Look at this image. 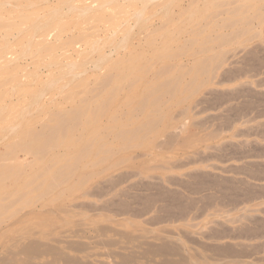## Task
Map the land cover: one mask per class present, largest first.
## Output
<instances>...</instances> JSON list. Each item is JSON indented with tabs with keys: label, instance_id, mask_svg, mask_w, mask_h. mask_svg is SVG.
I'll list each match as a JSON object with an SVG mask.
<instances>
[{
	"label": "rangeland",
	"instance_id": "1",
	"mask_svg": "<svg viewBox=\"0 0 264 264\" xmlns=\"http://www.w3.org/2000/svg\"><path fill=\"white\" fill-rule=\"evenodd\" d=\"M60 1L0 0V55L7 56H0V107L7 103V108L3 106L0 110V161L5 160L3 164L0 162V173L8 168L13 172L2 181L4 192L21 190V198L17 195L19 199L0 216V264H14L2 258L9 257V251L14 254L18 251L16 241L19 245L27 240L42 242V247L51 244L69 256H77L79 261L88 260L87 264H114L115 261L118 264L122 257L129 264H156L165 257L175 259L174 262L184 259L189 264H264V0H255L261 6L259 17L239 36L232 33L235 28L224 26L223 22L231 17L234 7L243 4L242 0H218L216 6L209 8L208 19L194 21L195 28L205 26V37L218 44L207 54L194 49L177 51L191 37V28L178 32L185 26L184 16L179 20L178 12L188 8L189 0H178L180 7H172L170 15H164L160 9L163 0L150 2L143 11L144 21L134 16L143 7L141 3L114 10L98 8V2L92 3L93 0H72L68 4ZM196 3L203 7L202 0ZM73 4L76 10L71 11ZM88 5L94 6L90 8L93 11L81 12ZM53 9H61L63 15L54 17ZM149 14L152 16L146 19ZM38 21L45 23V28L35 29L33 33ZM128 29L130 35L126 40L123 35ZM43 32L49 36L44 39L43 35L37 36ZM81 35L97 42L96 47L101 49H90L82 41L75 49H67L66 44ZM220 35L231 37L229 40L225 37L222 44L224 37L221 39ZM167 36L176 38L169 44L175 54L154 59L153 50ZM100 53L108 54L98 70L93 61ZM20 55L24 57L21 61ZM210 55L218 57V64L211 65L208 73L200 74L190 68L195 59ZM129 58H137L142 64L148 62L149 68L134 75L133 81L121 83L117 92L111 93L113 77L118 72L113 69L114 62ZM69 63L76 65L72 73H69ZM163 68H169L171 77L178 74L182 79L181 97L164 94L161 109L165 115L155 130L121 144L113 133L106 131L113 124L111 114H116L118 123L132 115L127 122L132 127L142 121L144 112L135 110L134 105L147 94V87L158 80V71ZM52 72L53 76L58 73L54 79ZM108 76L112 77L108 85L106 82L100 86L98 83ZM55 79L58 80L55 82ZM37 92L40 95L36 100L33 94ZM99 97L110 98L99 120L77 128L63 144L51 143L44 157L37 158L23 151L5 155L11 144L23 140V133L40 131L41 127L53 123L55 114L82 106L86 98L92 103ZM25 106L28 108L23 109ZM21 108L25 110L21 112L22 117ZM15 123L18 126L13 131L9 126ZM95 128L111 144V157L92 154L79 163L68 181L40 197L35 189L40 180L34 176L43 166L51 164L54 156L74 154L79 147L76 138L85 139ZM82 175L87 177L79 179ZM108 241L110 244H105ZM141 241L151 242V246ZM163 241L174 248L171 249L174 255L155 253ZM153 242L157 244L153 246ZM17 257L16 264L27 263L23 254ZM52 259V255L44 253L30 262L44 264ZM57 264L63 263L57 261Z\"/></svg>",
	"mask_w": 264,
	"mask_h": 264
},
{
	"label": "bare ground",
	"instance_id": "2",
	"mask_svg": "<svg viewBox=\"0 0 264 264\" xmlns=\"http://www.w3.org/2000/svg\"><path fill=\"white\" fill-rule=\"evenodd\" d=\"M62 1V0H61ZM60 1V2H61ZM79 1V0H78ZM82 1V0H80ZM97 1L98 4V8H107V7H111L112 9L115 10V8H124L125 6H128V5H136L138 3H141L142 4V8L137 10L136 13H135V17L137 20L143 18V20L141 19V21H144L145 19V16L142 17L143 15V11L144 9L149 5L150 2H156L158 3L160 0H93V2ZM180 1V0H179ZM178 0H163L159 5H160V9L161 11L163 12L164 15H170V13H173V9L172 7L174 6H179L180 7V3H179ZM189 4H188V8H186L185 10L184 9H180V12H178V19L183 17L184 18L182 19V22L183 24H185V26L183 28H180V31H183L185 28H191V31H190V34H191V37L187 40V42L185 44H183L182 46L180 45V47L177 49L178 52H181V51H188V50H196L198 53H205L207 54L209 51H211L214 46H217L218 44H213L211 43V40L209 41L206 37H205V29L204 27H198V28H195L194 26V21L196 20H201V19H208L210 17V13L211 11L209 10V8L212 6H216L217 5V2L218 0H202V3H203V7L200 8V3H196L198 2L199 0H189ZM234 1V0H233ZM243 1V4L240 6V7H234L235 9L228 13H231L232 12V15L229 19H227L226 22H223V25L224 26H227V27H232V28H235L232 31V33L234 32V35H240V34H244L245 32H247L249 29V26H251L252 24V21L254 18H258L259 17V12L261 10V6L259 5L258 1H255V0H242ZM3 2V1H2ZM1 2V3H2ZM5 2V0H4ZM59 2V1H58ZM69 2L73 3L72 0H64V4H68ZM77 2V1H75ZM87 2V1H86ZM127 2V3H126ZM132 2H135V3H132ZM201 2V0H200ZM32 3V1H31ZM47 3V2H46ZM61 2V4H63ZM225 3V2H224ZM234 3V2H233ZM8 4V2H7ZM33 4V3H32ZM81 4V2H80ZM79 4V6H80ZM140 4V5H141ZM194 4V5H193ZM210 6H209V5ZM5 5V4H4ZM30 5V4H28ZM76 5V4H75ZM73 4V6L71 5L70 7L72 8L71 11L73 10H76V6ZM83 5V4H82ZM27 6V5H26ZM79 6H77L79 8ZM96 6V8H97ZM63 7V6H62ZM69 7V8H70ZM94 8V6L92 5H88L86 6L84 9H82L81 12H87L90 10V8ZM263 7V6H262ZM22 8V7H20ZM26 8V7H25ZM61 8V7H59ZM70 8V9H71ZM80 9V8H79ZM109 9V8H108ZM160 9H158L160 11ZM264 9V8H262ZM54 10V9H53ZM61 9H55L54 10V17H57L59 16L60 14L59 13H62V11L60 12ZM67 10H69L67 8ZM125 10V9H124ZM157 10V9H156ZM155 10V11H156ZM209 10V11H208ZM223 10V9H222ZM225 10V9H224ZM223 10V11H224ZM78 11V12H80ZM90 11H93V10H90ZM105 11V10H104ZM103 11V13H105ZM109 10H107L108 12ZM112 11V10H111ZM67 12V11H65ZM134 12V11H133ZM258 12V13H257ZM159 13V12H158ZM217 13H219L217 11ZM220 13H223L221 12L220 10ZM252 13V14H251ZM47 14V13H46ZM68 14V13H67ZM82 14V13H81ZM84 14V13H83ZM82 14V15H83ZM95 14V13H94ZM132 14V13H131ZM156 13H152V15L154 16ZM12 15V14H10ZM23 15V14H22ZM63 15V13L61 14ZM79 15V14H77ZM76 15V16H77ZM81 15V16H82ZM85 15V14H84ZM87 15V14H86ZM151 14H149V16L146 17V19L149 17L152 16ZM218 15V14H217ZM8 16V15H7ZM21 16V15H20ZM43 16V14L41 15ZM40 16V17H41ZM64 16H67L66 14ZM75 16V18H76ZM101 16H103L102 13H100V15L98 17L101 18ZM131 16V15H130ZM216 16V15H215ZM214 16V17H215ZM52 17V16H51ZM61 17V16H60ZM59 17V18H60ZM113 17V15H112ZM134 17V18H135ZM212 17V16H211ZM5 18V17H4ZM37 18V17H36ZM39 18V17H38ZM78 19H80L79 17H77ZM89 18V17H88ZM92 19V18H91ZM221 19V18H220ZM46 19H44L45 21ZM50 20V18H49ZM48 20V21H49ZM54 20V18H53ZM52 20V21H53ZM127 20V19H126ZM125 20V21H126ZM136 20V22H137ZM180 20V19H179ZM34 22V20H32ZM36 21V20H35ZM60 21V20H58ZM94 21V20H93ZM146 21V20H145ZM171 21V20H170ZM173 21V20H172ZM43 22V21H42ZM47 22V21H45ZM91 22V20H90ZM124 22V21H123ZM218 22V21H217ZM31 23V22H30ZM84 23V22H83ZM92 23V22H91ZM122 23V21H121ZM139 23V22H138ZM144 23V22H143ZM142 23V24H143ZM165 23V22H164ZM163 23V24H164ZM179 23H181L179 21ZM211 23V21L209 23H207V27L208 25ZM82 24V23H81ZM94 24V23H92ZM91 24V25H92ZM109 24V23H108ZM132 24V23H131ZM141 24V27L143 28V25ZM148 24V23H147ZM152 24V23H151ZM217 24V23H216ZM229 24V25H228ZM31 25V24H30ZM41 25V26H40ZM45 23H41V22H37L36 25L34 24V31L33 33L35 32V29L36 31L40 30L42 27H44ZM145 25V24H144ZM181 25V24H179ZM26 26V25H25ZM28 26V24H27ZM26 26V27H27ZM40 26V27H39ZM125 26V24H124ZM132 26V25H130ZM129 26V28H130ZM163 26V25H162ZM221 26V25H220ZM243 26V28H242ZM24 27V26H23ZM22 27V28H23ZM29 27V26H28ZM28 27L26 29H28ZM83 27V26H82ZM95 27V26H94ZM117 27V26H116ZM210 27V26H209ZM2 28V27H1ZM29 28H32V27H29ZM45 28V27H44ZM18 29V28H17ZM25 29V30H26ZM43 29V28H42ZM88 29V28H87ZM114 29V28H113ZM116 29V28H115ZM131 29V28H130ZM141 29V28H140ZM31 30V29H30ZM125 30V29H124ZM1 31V30H0ZM17 31V30H16ZM88 31V30H87ZM137 31V30H136ZM140 31V30H139ZM15 32V31H14ZM31 32V31H30ZM212 32V31H211ZM230 32V31H229ZM6 33V32H5ZM150 33V32H149ZM228 33V32H227ZM1 34V33H0ZM7 34V33H6ZM12 34V33H11ZM10 35V34H8ZM13 35V34H12ZM18 35V31H17V34ZM42 36V38L44 39V36H49V34H45L43 32V34H38L37 36ZM130 35V31L129 29L126 31V33L123 35L125 36L124 39H128ZM227 35V34H226ZM4 36V35H2ZM28 36V35H27ZM122 36V37H123ZM219 36V35H218ZM217 36V39L219 40L220 37ZM222 36L221 39H224L222 41H220V43L222 42V44H224V40L227 38H230L231 35H229V37L227 36H223V35H220ZM7 37V36H6ZM33 37V36H32ZM174 36H167L164 38V41L163 43L161 44V46L159 48H155L153 50V53H152V56L154 59L156 60H160V59H166L170 56H172L174 53H172V49H170V43L171 41H174L176 38ZM226 37V38H225ZM235 37V36H234ZM1 38V36H0ZM14 38V37H13ZM87 37L85 35H81L80 37L77 36V39H74V41L72 40V42H66L67 44V49H70V48H73L75 49L76 48V45L78 43H80L81 41L84 42L85 44L89 45L88 47H90V49H94V50H100L99 47L97 48L96 47V44L97 42L95 41H92L90 42L91 40L89 39H86ZM120 38V37H119ZM8 39V38H6ZM5 39V41H6ZM10 39V37H9ZM97 39V38H96ZM95 39V40H96ZM3 40V39H2ZM11 40V39H10ZM27 40L26 39V42L27 43ZM59 40V39H58ZM57 40V41H58ZM186 40V39H185ZM229 40V39H228ZM226 41V42H229V41ZM71 41V40H70ZM224 41V42H223ZM218 41H216L217 43ZM24 43V44H25ZM126 43V42H125ZM219 43V42H218ZM5 44V43H4ZM23 44V45H24ZM29 44V42H28ZM110 44V43H109ZM130 44V43H129ZM104 45V42L103 44H101V46ZM121 45V44H120ZM221 45V44H220ZM27 46V45H26ZM43 46V45H42ZM45 46V44H44ZM98 46V45H97ZM130 46V45H129ZM6 47V46H5ZM11 46L9 45V48ZM40 47V46H39ZM110 47V46H109ZM0 48H1V45H0ZM12 48V47H11ZM23 48V47H22ZM28 48V47H27ZM26 48V49H27ZM38 48V47H37ZM36 48V49H37ZM97 48V49H96ZM2 49V48H1ZM7 49V48H6ZM34 49V48H33ZM46 49V48H44ZM49 49V48H48ZM123 49V48H121ZM23 50V49H22ZM29 50V48H28ZM38 50V49H37ZM89 50V49H88ZM113 50V49H112ZM1 51V50H0ZM9 51V50H8ZM85 51V50H84ZM4 52V51H3ZM24 52V51H22ZM105 52V51H104ZM112 52V51H111ZM8 53V52H7ZM19 53L18 52V56H19ZM81 53V52H80ZM177 53V52H176ZM6 54V53H5ZM22 54V53H21ZM28 53H26L27 55ZM34 54V53H33ZM108 53H100L99 55H97L98 57H96V59H94L93 61V65L98 69L100 66V63L105 60L107 58V55ZM180 54V53H179ZM3 55V54H1ZM0 55V56H1ZM23 55V54H22ZM4 56V55H3ZM15 56V55H14ZM21 56V55H20ZM24 56V55H23ZM4 57H7V56H4ZM3 57V58H4ZM9 57V56H8ZM17 57V56H16ZM15 57V59H16ZM22 57V56H21ZM26 57V56H25ZM12 58V56H11ZM20 58V57H19ZM19 58H18V61H19ZM24 57H22L20 59V61L23 59ZM43 58V57H42ZM45 58V57H44ZM84 60V59H82ZM12 61V60H11ZM16 61V60H15ZM53 61V60H52ZM55 61V60H54ZM57 61V60H56ZM76 61V60H75ZM51 62V60H50ZM63 62V61H62ZM6 63V62H5ZM42 63V61H41ZM47 63H49V61H47ZM75 63V62H74ZM80 63V62H79ZM217 63L218 64V57L215 55H210V56H207V57H201V58H197L194 60L193 64H192V67L190 68H193L195 69L196 71L200 72V74H203V73H208L211 65ZM9 64H10V60H9ZM51 64V63H50ZM62 64V63H60ZM70 64V63H69ZM1 65V64H0ZM6 65V64H5ZM35 67H36V64H34ZM48 65V64H46ZM58 65V64H57ZM92 65V64H91ZM171 65V64H170ZM29 66V65H28ZM31 66V65H30ZM42 66H45V65H42ZM69 66V65H68ZM76 65L71 63L70 64V67H69V73H72L71 71H73L74 67ZM215 66V65H213ZM54 67V65L52 66ZM64 67V66H63ZM62 67V68H63ZM65 67H67V65L65 64ZM168 67V66H166ZM25 68V67H24ZM39 68V67H37ZM49 68V67H47ZM59 68V67H58ZM71 68V69H70ZM77 68V67H76ZM84 68V67H83ZM149 68V64L148 62L147 63H140L139 62V59L137 58H129L127 61H115L114 64H113V69H118V72L114 75L113 77V87H112V91H110L111 93H116L117 90H118V86H120L121 83H124V82H130V81H133V76L134 75H139V74H142L144 73L147 69ZM213 68V67H212ZM68 70V68H67ZM84 70V69H83ZM100 70V68L98 69ZM212 70V69H211ZM40 71V70H39ZM55 71V70H54ZM58 71V69L56 70ZM64 71V70H63ZM81 71V70H80ZM169 71V68H163L161 70L158 71V74H157V78L158 80L152 82L148 87H147V94L144 95L143 97L139 98L135 105H134V109L135 110H139L142 112H144V118L142 121H140L137 125L135 126H131L130 124H128L127 122L130 120V117L132 116H129L127 118V121L125 122H121V123H118L116 120L118 119L116 114H111L110 116V121L113 122L112 126L106 128V131L110 132V133H113L114 134V139H118L120 140L121 144H127L128 142H132L134 141L135 139L137 138H141V135H144L145 133L147 134V132H150V131H154L155 130V127L157 126L158 122L163 118V116L165 115V112L161 109V99H162V96L164 94H169V96H173V97H181L179 95H181V90L179 88V85L181 83V80L180 79V76L178 74H172V76L174 77H171L170 74L168 73ZM67 72V71H65ZM77 72V71H75ZM73 72V73H75ZM84 72V71H82ZM98 72V71H97ZM156 72V71H155ZM186 72V71H185ZM184 72V73H185ZM53 73L52 72V76H53ZM60 73V72H59ZM63 73V72H62ZM67 73V74H69ZM15 74V72H14ZM27 74V73H26ZM32 73H30L31 75ZM38 74V73H37ZM40 74V73H39ZM47 74V73H46ZM58 75V73H55ZM99 74V73H97ZM28 75V74H27ZM34 77H36V74H32ZM51 75V74H50ZM57 75L54 77L53 76V79L57 77ZM63 75V74H62ZM72 75V74H71ZM77 74L75 73L74 76H76ZM165 75H168L167 78H170V79H167V78H164ZM8 76V75H6ZM11 76H13L11 74ZM38 76V75H37ZM182 77H184L183 75H181ZM23 77V76H22ZM26 77V76H25ZM181 77V78H182ZM49 78V77H48ZM136 78V77H134ZM138 78V77H137ZM24 79V78H23ZM64 79V78H63ZM91 79V78H90ZM112 79V77H109L108 78H103V82L102 83H98L100 84V86H104V84L108 81H110ZM58 79H55V82L57 81ZM88 80V79H87ZM34 81V80H33ZM42 81H45V80H42ZM63 81V80H62ZM70 81V79L68 80V82ZM100 81V79H99ZM47 82V81H46ZM52 84L54 83V81H50ZM108 82H107V85H108ZM137 82V81H136ZM20 83V82H19ZM18 83V84H19ZM31 83V82H30ZM43 83V82H41ZM90 83V82H89ZM88 83V84H89ZM16 84V83H14ZM16 84V85H18ZM51 84V87L53 86ZM67 84V82H66ZM143 84V82H142ZM186 84V83H185ZM188 84V83H187ZM186 84V85H187ZM191 85V84H190ZM19 86V85H18ZM60 86V85H58ZM127 86V85H126ZM188 86V85H187ZM16 87V86H15ZM66 87V86H65ZM107 87V86H106ZM145 87V86H144ZM186 87V86H185ZM12 88V87H11ZM11 88L9 91H11ZM17 88V87H16ZM41 88V87H40ZM46 88V86H45ZM59 88V87H58ZM62 88V87H61ZM64 88V87H63ZM95 88V86H94ZM99 88V87H98ZM145 89V88H144ZM184 89V87H183ZM46 90V89H45ZM12 91H13V88H12ZM183 91V90H182ZM20 92V90H19ZM33 92V91H32ZM90 92V91H89ZM18 93V92H17ZM21 93V92H20ZM100 93V91L98 92V94ZM124 93V92H123ZM23 94V93H22ZM21 94V95H22ZM30 95V93H28ZM43 94V92H42ZM120 94V93H119ZM18 95V94H17ZM35 95V98L38 95V92L37 94H33ZM44 95V94H43ZM96 95V94H95ZM109 95V94H108ZM5 96V95H4ZM110 96V95H109ZM166 96V95H165ZM164 96V97H165ZM11 97V96H10ZM16 97V96H15ZM34 97V96H33ZM56 97V96H55ZM71 97V96H70ZM94 97V96H93ZM111 97V96H110ZM14 98V97H13ZM19 98V97H18ZM36 98V100H37ZM9 99V98H8ZM12 99V98H11ZM15 99V98H14ZM54 99V98H53ZM88 99L89 98H86L84 99L82 102L84 103L82 106H77L76 108H73V109H70V110H66V111H63V112H60L58 114H55L54 115V118H53V123L52 124H49V125H46L44 127H41L40 131H29V132H25L22 134L23 136V140L18 142V143H14V144H11L8 148V151L5 153V155H11L13 153H15L16 151H23L24 153L26 154H32L33 156L37 157V158H40V157H44L48 152H49V149H50V145H52L51 143H57V144H63L65 142V138L66 137H71L73 135V131L76 130L77 128H80L82 126H86L87 124H90V123H93V122H97L99 120V117L102 116L101 114L107 109V107L109 106L110 104V98H106L104 99L103 97H99L98 99H96L95 101H93L92 103H89L88 102ZM13 100V99H12ZM16 100V99H15ZM14 100V101H15ZM35 100V102H36ZM64 100V99H63ZM7 101V100H6ZM34 100H32L33 102ZM128 102H130V100H128ZM165 102V101H163ZM14 103V102H13ZM3 104H6L7 103H3ZM164 104V103H163ZM2 105V104H0ZM6 105L3 107L4 109L7 108ZM29 106V105H27ZM115 106V105H114ZM0 107V110L1 108ZM10 107V106H8ZM167 107V106H165ZM25 108H28V107H24L23 109ZM22 109V108H21ZM20 109V110H21ZM21 110L20 111V115L22 117V114L21 112L25 111V110ZM133 109V110H134ZM27 110V109H26ZM124 112V111H123ZM17 113H15L16 115ZM124 114V113H123ZM135 114V113H134ZM133 114V115H134ZM140 114V113H139ZM18 115V114H17ZM19 116V115H18ZM16 116V117H18ZM24 116V114H23ZM20 117V116H19ZM15 118V117H14ZM25 118V116H24ZM30 118V117H29ZM121 118V116H120ZM6 119V117L4 118ZM3 119V120H4ZM2 121V120H1ZM5 121V120H4ZM14 120H11L10 122H12ZM19 121V120H18ZM25 121V120H24ZM23 121V122H24ZM2 123V122H1ZM18 123V122H17ZM26 123V122H25ZM8 124H11V123H8ZM7 124V125H8ZM20 124V122L18 123ZM28 124V123H27ZM6 125V126H7ZM24 125V124H23ZM18 125L15 123L12 124L11 126H9V128L11 130H15V128L17 127ZM3 128V127H1ZM22 129V128H21ZM2 130V129H0ZM6 131V130H5ZM87 131V130H86ZM101 131V130H100ZM104 131V130H103ZM82 133V131H81ZM5 134V132H4ZM8 135V133H7ZM14 135V134H13ZM82 135V134H81ZM6 136V134H5ZM79 136V135H78ZM145 136V135H144ZM27 137V138H26ZM26 138V139H25ZM9 139H12L11 137ZM76 141H78L79 143V147H78V150L74 153V154H68V153H65L64 155H58V156H54L51 160H52V163L51 164H46L45 166H43L40 171L34 176V179H39L40 182H38L35 186H36V190L38 191V194L40 195V197L43 195V194H46L50 189H54L60 185H62L63 183H65L66 181H68L69 177L71 175L74 174V172L76 171L79 163H82L83 160L85 159H89L92 154L98 156V155H103L102 158H106L107 156L111 157V144L108 145V143L104 140V138L101 136V132H99V130L97 131L96 128L94 130H92L90 132V134L88 135V137H86L85 139H78L76 138ZM61 142V143H60ZM55 143V144H56ZM56 146V145H55ZM62 149V148H61ZM51 154V153H50ZM49 154V155H50ZM48 155V156H49ZM1 157V155H0ZM23 157V156H22ZM30 158V157H29ZM6 159V157H5ZM98 159V158H97ZM4 160V159H3ZM3 160L0 161L2 162L3 164ZM5 161V160H4ZM100 161V160H99ZM10 163V162H9ZM8 163V164H9ZM42 163V162H41ZM26 164V163H25ZM86 165V164H85ZM26 166V165H24ZM33 171V170H32ZM15 172V171H14ZM11 174H13L12 172V169L8 168V171H4V172H1L0 173V216L5 213L7 211V209L11 206V204L14 202V200L17 201L16 198L19 199V194H20V191L18 188L14 189L13 191H9V192H4L5 189L3 190V180L6 179L7 177H9ZM21 174V173H20ZM27 174V173H26ZM87 175V174H86ZM80 176L79 179H83L87 176ZM34 179H32L34 181ZM71 179V178H70ZM73 179V178H72ZM31 181V183L33 182ZM81 181V180H80ZM30 182V180H29ZM27 183V184H30V183ZM12 183V182H11ZM9 183V184H11ZM83 183V181H82ZM33 186V187H35ZM71 186V185H70ZM15 187V185H14ZM32 189V188H31ZM30 189V190H31ZM73 191V190H72ZM7 193V194H6ZM17 195L19 197H17ZM21 195V194H20ZM24 195V194H22ZM8 196V198H7ZM39 197V198H40ZM21 198V197H20ZM37 200V199H36ZM26 201V200H24ZM27 202V201H26ZM13 205V204H12ZM17 209H20V208H17ZM22 209V207H21ZM20 209V210H21ZM11 213V212H10ZM16 213V212H15ZM62 220V219H61ZM20 221V220H18ZM26 221V220H24ZM23 222V221H22ZM15 223V222H14ZM21 223V222H20ZM68 224V223H67ZM22 225V224H21ZM42 226V225H41ZM23 227V226H22ZM78 230V229H77ZM100 230V229H99ZM103 230V229H102ZM101 230V231H102ZM35 232H38L37 230ZM103 233V232H102ZM15 234V232H14ZM124 234H127L126 232ZM104 235V234H102ZM97 236V235H96ZM130 236V234L128 235ZM131 236H134L131 235ZM138 237V235H136ZM134 236V237H136ZM141 237V236H140ZM146 237V236H145ZM126 238V237H125ZM129 238V237H128ZM149 239V238H148ZM115 241V240H114ZM120 241V240H119ZM109 243H105V244H110V241H108ZM144 242V241H141V243ZM147 242V241H146ZM165 241H163V243L161 244H158L159 245V248H157V251L155 252L157 255H166L167 252H171L172 250L171 249H174L172 248L168 243H164ZM16 245L15 246H18V251L14 254V251L13 253L11 251H9L7 253V255L9 257H6V255L2 258V261H7V259L13 261L14 264H16L19 260V258L17 257L18 254H23L24 256V261H26L27 263H24V264H31L32 262L31 259H34V258H38V257H41V255H44V253H47V254H50L52 255L53 259L52 261H45L46 264H52L54 261H56V264H57V261H62L63 264H87V261L86 262H83L82 260H78L77 259V256L76 258L74 256H69L68 254L62 252L61 250L57 249L56 246H46V247H42V242H38V241H33V240H27L26 242H22L20 243L19 245H17V241L15 242ZM49 243V242H47ZM76 244H78L77 242H75ZM112 243V242H111ZM114 243V242H113ZM112 243V244H113ZM125 243V242H124ZM154 243L153 242V246H154ZM85 244V243H84ZM101 244H104V242L101 241ZM111 244V245H112ZM143 244H147V243H143ZM149 244V242H148ZM147 244V245H148ZM151 244V242H150ZM149 244V245H150ZM157 244V243H155ZM114 245V244H113ZM139 245V244H138ZM138 245L136 247H138ZM177 245V244H176ZM127 246V245H126ZM151 246V245H150ZM79 247V246H77ZM76 247V248H77ZM123 247V246H122ZM176 247V246H175ZM84 248V247H83ZM121 248V247H120ZM127 248V247H126ZM129 248V247H128ZM177 248V247H176ZM215 248V247H214ZM218 248V247H217ZM216 248V249H217ZM79 250L82 249V246L78 248ZM86 249V248H85ZM143 249V248H142ZM146 249V248H145ZM219 249V248H218ZM151 251V249H148ZM175 251V250H174ZM121 252V251H120ZM114 253V252H113ZM133 253V252H132ZM141 253V252H140ZM144 253V252H143ZM166 253V254H165ZM175 253V252H174ZM106 254V253H105ZM118 254V253H117ZM128 254V253H127ZM146 254V253H145ZM155 254V255H156ZM176 254V253H175ZM180 254V253H179ZM178 252H177V255L179 256ZM110 255V254H109ZM121 254H118V256H120ZM129 255V254H128ZM135 254L133 253V256ZM147 255V254H146ZM168 255V254H167ZM171 255H174L172 254L171 252ZM196 255V254H195ZM111 256V255H110ZM123 255H121L120 257H122ZM131 257H133L132 255H129ZM184 256V255H183ZM113 257V256H111ZM136 257V255H135ZM181 257V255H180ZM188 258V256H185ZM46 258V257H45ZM196 258V257H195ZM132 258H130L131 260ZM146 259V258H145ZM179 259V258H178ZM197 259V258H196ZM1 260V259H0ZM173 259H170L168 257H165L163 259H161L160 262H156V264H189L186 262V260L184 259H181L179 261H172ZM97 261V260H96ZM120 261V260H119ZM128 259L126 257H122V262L120 261V263L118 262V264H127L128 263ZM153 261V260H151ZM51 262V263H50ZM116 262V261H115ZM114 262V264H115ZM154 262V261H153ZM194 262V261H193ZM198 262V261H197ZM4 263V262H3ZM35 263V262H34ZM44 263V264H45ZM92 263V262H90ZM89 263V264H90ZM96 263V262H95ZM195 263V262H194ZM100 264H103V263H100ZM105 264V262H104ZM107 264V262H106ZM129 264V263H128ZM196 264V263H195ZM199 264V263H198Z\"/></svg>",
	"mask_w": 264,
	"mask_h": 264
}]
</instances>
